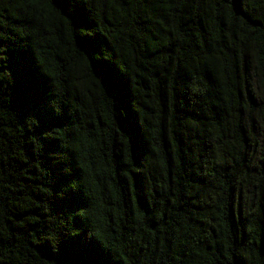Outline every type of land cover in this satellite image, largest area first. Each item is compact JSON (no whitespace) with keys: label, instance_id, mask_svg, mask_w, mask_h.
<instances>
[{"label":"trees","instance_id":"trees-1","mask_svg":"<svg viewBox=\"0 0 264 264\" xmlns=\"http://www.w3.org/2000/svg\"><path fill=\"white\" fill-rule=\"evenodd\" d=\"M0 264H264V0H0Z\"/></svg>","mask_w":264,"mask_h":264}]
</instances>
